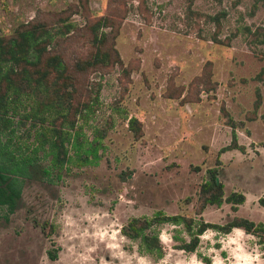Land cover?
<instances>
[{
	"label": "rangeland",
	"instance_id": "374dc122",
	"mask_svg": "<svg viewBox=\"0 0 264 264\" xmlns=\"http://www.w3.org/2000/svg\"><path fill=\"white\" fill-rule=\"evenodd\" d=\"M101 17L114 23L119 61L78 79L81 99L94 102L77 121L81 140L104 134L98 157L81 167L70 149L71 164L24 182L18 209L7 220L0 210V264H234L233 230H207L188 253L177 248L186 229L161 224V256L121 230L157 212L264 223V0H0V36L47 24L65 34L56 51L73 66L93 51L86 27ZM33 123L17 124L11 148L44 169L51 157L47 147L34 152ZM233 132L243 151L219 153ZM217 159L225 197L245 201L197 214L199 186ZM235 229L244 252L264 261V243Z\"/></svg>",
	"mask_w": 264,
	"mask_h": 264
},
{
	"label": "trees",
	"instance_id": "16d2710c",
	"mask_svg": "<svg viewBox=\"0 0 264 264\" xmlns=\"http://www.w3.org/2000/svg\"><path fill=\"white\" fill-rule=\"evenodd\" d=\"M113 28L114 23L107 17L87 24L93 51L87 58L75 61L73 66L66 62L61 52L56 51L57 38L65 34L53 31L47 24H23L11 35L0 36V210L5 211V220L18 209L24 182L39 180L71 164L73 156L69 153L70 149L74 150L81 167L92 162L90 156L93 159L98 157L97 150L104 136L102 132L95 136L93 142L79 139L77 121L83 118L85 111L92 110L94 100L81 99L85 93L78 79L80 81L88 70L118 64ZM262 40L264 43V38ZM24 119L33 120V127H38L35 132L38 134H35L32 142L36 144L34 152L38 147L48 148L51 158L47 168L41 169L36 159L20 158L11 148L15 143L17 124ZM128 124L130 130L137 131V119L130 118ZM230 149L243 151L236 142L234 132L232 144L222 148L219 153ZM220 172V161L217 159L216 166L207 170V176L199 186L197 214L207 206H221L223 203L230 204L232 210L236 211L245 201L242 193L232 192L225 197ZM258 202L264 207V198ZM161 224L186 229L190 238L178 244L177 248L188 253L197 249L200 236L207 230L228 234L235 228H241L264 243V223H254L241 217H234L225 224H215L201 217L197 219L157 212L150 218H131L121 232L130 240H139L146 253L161 256L162 245L156 231ZM57 250L48 251V257L53 261L57 259ZM206 263L209 264V260Z\"/></svg>",
	"mask_w": 264,
	"mask_h": 264
},
{
	"label": "clouds",
	"instance_id": "9594fccd",
	"mask_svg": "<svg viewBox=\"0 0 264 264\" xmlns=\"http://www.w3.org/2000/svg\"><path fill=\"white\" fill-rule=\"evenodd\" d=\"M235 238L229 240L230 244H235L236 247L231 250L234 259V264H264V261L260 259V253L253 249V253H245L241 246L239 239L243 236V232L237 229H233ZM227 246V245H225ZM215 264H221V261L217 258Z\"/></svg>",
	"mask_w": 264,
	"mask_h": 264
}]
</instances>
